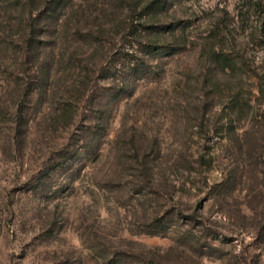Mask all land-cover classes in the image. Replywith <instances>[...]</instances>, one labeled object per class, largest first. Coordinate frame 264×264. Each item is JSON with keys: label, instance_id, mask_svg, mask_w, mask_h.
Wrapping results in <instances>:
<instances>
[{"label": "rangeland", "instance_id": "obj_1", "mask_svg": "<svg viewBox=\"0 0 264 264\" xmlns=\"http://www.w3.org/2000/svg\"><path fill=\"white\" fill-rule=\"evenodd\" d=\"M0 264H264V0H0Z\"/></svg>", "mask_w": 264, "mask_h": 264}]
</instances>
